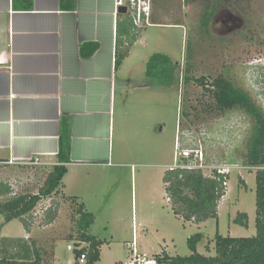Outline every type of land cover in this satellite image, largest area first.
<instances>
[{
	"label": "rangeland",
	"instance_id": "rangeland-1",
	"mask_svg": "<svg viewBox=\"0 0 264 264\" xmlns=\"http://www.w3.org/2000/svg\"><path fill=\"white\" fill-rule=\"evenodd\" d=\"M143 1L148 11L139 25L133 14L141 32L119 71L121 80L131 79L122 91L125 101L134 105L120 120L122 131L116 128L111 164L81 167L68 182L67 196L60 187L51 197H42L25 216L30 229L20 218L6 221L0 212V256L14 248L9 237L23 236L25 228L32 233L30 243L42 264H84L68 248L79 244L76 202L68 196H76L94 215L89 232L103 242L96 264H126L134 237L150 254L189 255L188 238L201 232L197 250L210 255L215 253L217 233L256 235L260 167L246 161L252 119L238 108H218L214 94L198 78L211 81L225 74L264 111V0ZM157 52L177 66L168 85L146 76V63ZM146 80L156 88H147ZM136 84L144 87L135 89ZM184 151L190 154L187 158H182ZM176 161L201 165L208 175L215 169L228 175L216 219L185 221L174 213L163 177ZM43 166L27 174L32 180L18 179L24 176L20 170L8 174L4 169L0 177H8L16 193H37L47 176ZM51 206H57V218L47 224ZM240 213L248 215L247 225L235 221Z\"/></svg>",
	"mask_w": 264,
	"mask_h": 264
},
{
	"label": "crops",
	"instance_id": "crops-1",
	"mask_svg": "<svg viewBox=\"0 0 264 264\" xmlns=\"http://www.w3.org/2000/svg\"><path fill=\"white\" fill-rule=\"evenodd\" d=\"M117 2L0 0V174L20 170L18 179L32 180L27 174L42 164L48 175L63 134L71 141L65 196L81 167L111 164L116 128L133 104L122 91L131 79L119 76L129 53L115 68ZM0 181L16 192L8 177ZM23 232L9 237L5 255L34 257L32 233Z\"/></svg>",
	"mask_w": 264,
	"mask_h": 264
},
{
	"label": "trees",
	"instance_id": "trees-1",
	"mask_svg": "<svg viewBox=\"0 0 264 264\" xmlns=\"http://www.w3.org/2000/svg\"><path fill=\"white\" fill-rule=\"evenodd\" d=\"M129 4V1H128ZM131 8L117 13L115 68L117 69L136 42L142 27L134 23ZM209 20V18L207 19ZM177 66L172 59L163 53H154L146 63V76L157 78L168 85L176 73ZM190 79V76H188ZM198 81L205 85L206 90L214 94L218 108L228 110L238 108L246 112L252 119L251 133L248 139L246 161L249 165L259 166L256 171V235L224 236L219 233L215 237V253L206 255L197 250L203 233L198 232L188 238L191 249L189 255H171L167 252L156 254L160 264H264V111L253 101L251 95L236 86L225 74L213 80L199 77ZM213 85V89L210 86ZM71 141L69 134L60 139V150L57 154L59 163L48 173L44 185L37 193H15L12 187L0 181V212L6 221L20 218L30 229V222L25 216L31 213L42 197H51L62 186L67 172L66 163L70 162ZM186 163V162H185ZM225 178L228 175L216 169L210 175L205 174L201 167L178 166L168 168L164 173V184L168 200L174 213L185 221L202 222L218 217L219 202L225 194ZM13 194V195H12ZM4 198V199H3ZM6 198V199H5ZM76 204L78 215V231L74 247L75 256L80 259L85 255L84 264H96L101 257L102 240L89 232L94 215L79 203L76 196H68ZM52 207V208H51ZM46 223L57 218V206H51ZM248 215L240 213L235 221L247 225ZM82 243H87L84 247ZM42 257L34 249V257L17 258L9 255L0 256V264H42Z\"/></svg>",
	"mask_w": 264,
	"mask_h": 264
},
{
	"label": "built area",
	"instance_id": "built-area-1",
	"mask_svg": "<svg viewBox=\"0 0 264 264\" xmlns=\"http://www.w3.org/2000/svg\"><path fill=\"white\" fill-rule=\"evenodd\" d=\"M142 1L143 0H129V4H127L126 1H124V0H118L117 5L121 6V5L127 4L129 9L131 8L133 13L135 14V22L138 24L139 21L142 20L141 17L143 15V12L148 11L147 5L143 6ZM144 2L145 1H143V3ZM189 155L190 154L187 151H184L182 158H187ZM11 162H13V160H11ZM178 166L201 167V165L194 164V163H190V164L185 163L182 165V164H179L178 161H176V163H174V165H172L170 168H174V167H178ZM217 171L221 172V173H225V171H223L222 169H218ZM227 184H228V179L225 178V181H224L225 187H227ZM15 193L13 192V194H15ZM74 247H75L74 245H71V244L68 245V248L70 250H73ZM129 249L131 250V257L126 264H160L158 258L156 257V254H150V253L143 251L142 249L139 248L137 240L135 237H134L133 241L129 244ZM85 259H86L85 255H82L79 260H80V262L84 263Z\"/></svg>",
	"mask_w": 264,
	"mask_h": 264
},
{
	"label": "water",
	"instance_id": "water-1",
	"mask_svg": "<svg viewBox=\"0 0 264 264\" xmlns=\"http://www.w3.org/2000/svg\"><path fill=\"white\" fill-rule=\"evenodd\" d=\"M121 11H123V12L128 11V6H126V5H121V6H119V8H118V12H121Z\"/></svg>",
	"mask_w": 264,
	"mask_h": 264
}]
</instances>
